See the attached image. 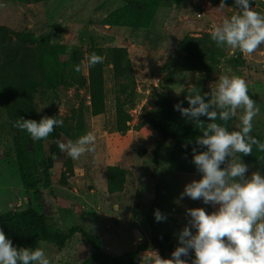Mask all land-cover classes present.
<instances>
[{
	"label": "rangeland",
	"instance_id": "obj_1",
	"mask_svg": "<svg viewBox=\"0 0 264 264\" xmlns=\"http://www.w3.org/2000/svg\"><path fill=\"white\" fill-rule=\"evenodd\" d=\"M221 0H160L155 17L144 27L130 28L104 24L111 12L125 6L122 0H41L24 3L18 0H0V24L17 31L32 33L51 42L62 43L67 51H86L91 44L100 46L124 45L129 49L133 73L137 79V103L127 106L136 115L130 128L119 131L116 124V99L122 96L120 83L107 68V108L103 114L86 112V131L96 135V151L73 160L74 174L68 184L61 182L59 168L46 172L37 170L41 183L36 190H26L22 183L13 135L9 131L5 112L0 105L1 144L4 158L0 160V212L13 208L37 207L51 225L68 232L73 226H82L99 235L105 250L118 254L130 250L143 238L150 241L154 233L170 232L178 240L179 232L189 225L187 210L203 207L207 212L218 205L204 204L202 200L180 198L187 183L200 179L201 173L176 170L170 162L174 140L168 139L160 155V166L154 174L153 149L160 138L154 129H138L140 115L145 107H153L154 90L169 91L180 96L201 74L179 72L174 83L161 82L154 72L165 61L178 53L177 45L187 33L194 35L210 31L213 23L240 11L236 6L220 7ZM254 10L264 14V0H254ZM219 64L221 75H235L248 83L249 94L260 108L253 120L252 135L264 137V45L251 57L227 46ZM81 62V66L85 64ZM82 72L87 74V68ZM215 80L212 89L215 88ZM178 92V93H177ZM89 100L87 91L74 88L43 89L35 96L40 117L53 113L65 116L82 100ZM233 118L237 130L239 115ZM47 154L45 146L42 147ZM42 151H37L42 154ZM244 162V161H243ZM247 164V176L263 168ZM109 165H120L128 170L125 189L118 193L107 190L106 170ZM39 192V193H36ZM166 219L157 222L155 210ZM194 229V228H192ZM195 229L193 233H195ZM179 241V240H178ZM42 247L52 264L79 262L93 251L85 237L77 232L63 247L42 241ZM152 249V248H151ZM170 258L169 256H161Z\"/></svg>",
	"mask_w": 264,
	"mask_h": 264
},
{
	"label": "trees",
	"instance_id": "obj_2",
	"mask_svg": "<svg viewBox=\"0 0 264 264\" xmlns=\"http://www.w3.org/2000/svg\"><path fill=\"white\" fill-rule=\"evenodd\" d=\"M24 3L39 2L41 0H18ZM125 6L111 12L104 18V24L130 28H141L155 17L160 0H122ZM228 6H236L234 0H224ZM254 0H251V5ZM210 31L198 35L187 33L177 45L178 53L170 56L165 63L154 72V78L161 82L174 83L179 72H197L201 74L193 84L184 89L180 96L169 91L154 90L153 107H145L140 115L138 129H154L159 135L154 149V174L160 166V155L168 139L174 140L170 154L171 165L178 171L186 173L197 172L192 163L193 148L203 150L196 145V139L202 132L195 123L181 115L174 109V105L182 102L183 107H189L186 99L190 89H197L210 93L213 82L218 79L221 72L219 64L221 57L225 56V48L218 47L211 40ZM95 52L105 59L103 63L87 68V74L76 72V65L87 61V57ZM110 68L113 76L120 83L122 96L116 99V124L119 131L125 132L130 128L133 119L127 106L137 103V79L133 73V62L129 49L124 45L100 46L91 44L84 52L67 51L65 44L51 42L48 38H40L29 32L17 31L11 27L0 24V105L5 112V121L13 135L15 151L22 183L26 190H36L41 183L37 170L39 167L48 172L59 168L61 182L68 184V179L74 174L73 159L62 152L57 141H75L86 131V112L100 115L107 108V79L106 70ZM74 88L77 93L85 89L89 100H82L71 108L65 116L53 113L56 119H62V127L56 126L47 139L33 141L26 131L13 127L12 122L20 119H41L36 94L43 89H69ZM208 97H205L207 99ZM50 116V117H51ZM207 122V117L201 116ZM219 123H223L217 121ZM229 130H233V121L228 122ZM256 136V135H254ZM261 142L264 137L256 136ZM1 138V126H0ZM45 146L47 154L44 155L42 147ZM42 151V154L38 153ZM264 156L253 147L252 155L241 156L242 161L264 169V160L257 157ZM4 152L0 140V160ZM107 190L109 193L122 192L125 189L128 170L120 165H109L106 170ZM39 193V192H36ZM0 229H3L14 246L36 248L42 241H47L63 247L69 238L80 232L93 251L79 262L66 264H140V258L146 249L158 251L160 256H169L179 245L170 232L154 233L151 240H139L136 246L122 253L112 254L104 249L101 237L82 226H73L64 232L51 225L48 218L37 207L13 208L0 212ZM195 258L194 250H190L188 257Z\"/></svg>",
	"mask_w": 264,
	"mask_h": 264
},
{
	"label": "clouds",
	"instance_id": "obj_3",
	"mask_svg": "<svg viewBox=\"0 0 264 264\" xmlns=\"http://www.w3.org/2000/svg\"><path fill=\"white\" fill-rule=\"evenodd\" d=\"M234 3L240 11L213 23L209 35L218 47L227 46L233 52L239 50L251 57L264 45V14L253 9L251 0H234ZM224 6L221 0L220 7ZM3 7L6 5L0 4V8ZM104 59L93 52L83 67L76 65L74 70L79 73L83 68L103 63ZM189 91L186 97L189 107H183L180 102L174 109L193 121L202 132L196 145L203 150L197 152L193 148L192 159L201 177L187 183L180 198L187 196L204 204L218 205V208L210 213L203 207L188 209L191 227L186 225L179 232V245L171 258H162L158 251L150 248L141 256L140 264H264V174L257 170L247 176L249 166L241 159L242 155H252L254 146L264 153V142L251 134L260 108L249 94L247 81L235 75L219 76L210 93L201 95L195 88ZM238 111H242L238 128L229 130L228 122L237 117ZM201 116L207 117L206 123ZM12 124L37 141L47 139L64 121L53 116L42 117L39 122L21 117ZM57 144L62 152L78 160L96 151V135L88 131L75 141H57ZM257 160H264V156ZM154 216L157 222L166 219L158 209ZM190 250H194L195 258L182 259L189 256ZM0 264L52 262L42 247L14 246L0 229Z\"/></svg>",
	"mask_w": 264,
	"mask_h": 264
},
{
	"label": "built area",
	"instance_id": "obj_4",
	"mask_svg": "<svg viewBox=\"0 0 264 264\" xmlns=\"http://www.w3.org/2000/svg\"><path fill=\"white\" fill-rule=\"evenodd\" d=\"M134 111H135V112H131V111H130V114L132 115L133 118H134V116L136 115V111H137V110H134ZM130 122H131V121H130ZM130 122H129V123H130Z\"/></svg>",
	"mask_w": 264,
	"mask_h": 264
},
{
	"label": "crops",
	"instance_id": "obj_5",
	"mask_svg": "<svg viewBox=\"0 0 264 264\" xmlns=\"http://www.w3.org/2000/svg\"><path fill=\"white\" fill-rule=\"evenodd\" d=\"M192 231L194 230V229H191Z\"/></svg>",
	"mask_w": 264,
	"mask_h": 264
}]
</instances>
